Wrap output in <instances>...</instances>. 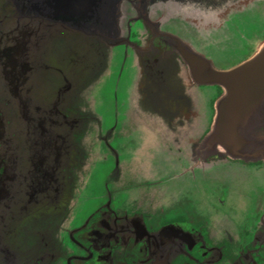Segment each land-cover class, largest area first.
I'll list each match as a JSON object with an SVG mask.
<instances>
[{"label": "flooded vegetation", "instance_id": "1", "mask_svg": "<svg viewBox=\"0 0 264 264\" xmlns=\"http://www.w3.org/2000/svg\"><path fill=\"white\" fill-rule=\"evenodd\" d=\"M13 1L0 0V264H264V212L256 215L252 226L243 227L244 236L234 248L229 240L213 242L210 232L225 222L221 212L223 199L214 203L212 198L214 185L231 187L226 184L237 182L238 177L239 183L244 182L243 175L234 172L235 164L252 169L262 179L264 159L216 162L211 158L201 169L198 162L186 167L181 165L184 162H172L179 167L168 174L155 175L154 172H162L165 162H125L121 158L128 148L124 141H118L112 148L113 162L102 165L112 167L111 189L106 186V191H88L92 185L88 181L91 175L84 170L86 162L65 164L62 168L65 174L55 175L57 159L51 155L53 135L46 133L41 123L32 122L29 127L30 117L25 109L30 90L26 86L36 73L34 66L42 58L41 49L47 55L51 52V59L60 62L65 59L69 42L62 45L56 39L72 37L75 27L69 23L71 9L67 6L83 0H52L53 4L64 5L63 10L59 7L50 14L51 21L57 24L44 30L47 26L36 17L32 26L25 28L26 34L23 28L19 30L18 23L9 24L14 17L9 12ZM201 13L210 12L201 9ZM136 36L149 38L150 44L155 38L149 33ZM158 37L156 46L169 53L172 48ZM53 40L56 44L50 46ZM172 55L182 60L177 53ZM47 67L44 101L54 97L52 106L58 116L54 123L74 131L77 127L71 106L68 110L57 107L62 103V95L72 91L70 81L60 67ZM214 89L208 98L211 125L216 100L222 94L220 86L215 85ZM133 90L132 93H140L138 87ZM130 102L127 123L134 150L141 136L137 131L146 129L147 136L151 121L138 110L142 104L134 111L133 99ZM194 103L191 100L185 106L195 119L198 109ZM138 115L145 116L146 121H140ZM261 132L264 133V125ZM204 169L211 171V211L200 210L194 206L193 198L187 193L182 195L186 183L210 179L199 174ZM167 182H176L180 190L169 193L163 190L160 184ZM156 184L160 189H156ZM258 189L261 192L263 188ZM40 194L43 204L36 209L37 217H27L29 211L40 205L37 200Z\"/></svg>", "mask_w": 264, "mask_h": 264}, {"label": "rangeland", "instance_id": "2", "mask_svg": "<svg viewBox=\"0 0 264 264\" xmlns=\"http://www.w3.org/2000/svg\"><path fill=\"white\" fill-rule=\"evenodd\" d=\"M192 1L194 0H127L124 4V8H122L125 17L121 19L118 27L124 34L126 31L130 41L136 43L139 47L153 46L154 44V48L160 49V46H156L155 40L157 36H161V41L164 42L166 46L172 48L169 44L174 45L175 43L167 34L165 35V33L176 35L184 44L192 47L196 52L201 51L206 54L205 56L207 58L215 59V65L207 72V75L215 71L222 72L238 66L260 52L261 48H264V39L258 38L255 34L251 35L252 37L247 34H242L245 43L240 47V51H235L229 44L226 46L225 43L228 41H224L222 44V40L219 41V45H213V41L206 46L200 45L201 38L205 37L210 39L215 36H207L204 32L196 31L195 25L199 22L193 20L194 22L192 24V20L189 18L190 14L187 13L186 15L183 13L185 9H181L182 11L176 9L177 7H182L184 2L185 5H189V2ZM263 1L264 0H248L245 3L247 6L246 8L259 6ZM90 2L91 3L87 5L85 2L82 7H77L79 4H76L77 6L68 4L67 7L71 9V19L69 23L75 27L73 30L75 33L73 32L72 37L69 39L64 36H59L56 39V42L62 45H65V41L67 44L69 42L70 47L65 59H62L61 62L56 58L51 59V52L48 53L49 56L41 49L42 58H39V65L34 66L36 73H34V76L32 75L31 81L26 86V88L30 90L29 101L26 103L27 106L25 109L30 117V122L28 121L29 127L32 122L41 123L44 126L45 132L53 135V137H51V149L53 150L51 155L54 156L55 160L57 159V162H54L56 169L55 175L60 176L65 174L64 170L62 173V168L65 164L86 162L84 170H87V173L89 172L88 174L91 175L88 181L89 185H92L88 191H106L108 188L111 189L112 182H110V176L112 167L106 166L104 168L102 165L105 162H113L112 156L114 152L112 148L119 144L118 141L121 143L124 141L125 147L128 148L127 151L123 152V157L121 158L124 159L125 162H165L166 164L163 166L164 169L162 172H154L155 175H160V173L168 174L179 167L172 162H184L181 164L183 167L188 166L189 163L193 164L194 162H198V167L201 169L204 165L208 164L211 158H215L216 162H251L264 159V136L259 139L253 136V132L264 135V133L261 132V127L264 125V97L244 116V125L243 121L241 126L239 125L238 131L240 133H249V137H246L247 142L245 143L246 147L244 151L239 148V143H233L231 148L229 146L230 150L219 145L218 147L222 152L220 154L215 151L211 153V156L201 155L199 150H201V143L205 136L210 131L215 132L217 128L219 129V113L226 100L225 90L220 85L216 84L222 88V94L216 100V111L211 125L208 98H211L212 90H215V85H199L195 83L192 80L191 67L182 57V60H177L174 55H172L174 52L173 48L167 53L168 60L170 59V61L168 64H165V67L162 65L165 69L158 71V73L161 74L160 77L157 76V79L158 77L160 79L154 81L157 82L156 86L162 90V94L165 95V98L170 97L171 99H175L173 100L174 106H172L173 112H175L173 123L168 120L167 116H172L174 114L172 112H166L164 110L165 106L162 107V111H159L155 106L152 107L151 96L149 95L145 78L146 72L145 69L136 62V54L134 51V54L130 51L131 55L129 54V60L125 64V67H123L124 62L122 60V54L115 55L113 59L109 54L108 64L106 63L107 66L102 64V70H99V74L96 76L97 79L89 84L87 89L85 88V90H83L81 82L78 84L82 79L80 80V77H78L79 73L73 70V68H81L87 65L83 59V52L80 54L76 49L82 48L81 43L86 39L87 32L89 31L88 29H90L91 32L99 30L98 26L89 25L88 23V13L92 11L94 8L92 10L91 8L96 6L99 2H94V0H90ZM81 4H83V2ZM9 5V12L14 16L13 20L9 21V24L16 25L18 23V25H20L19 30L23 28V31L25 28H30V26H32L36 17H39L40 22H43L47 26L44 30L49 29L48 27L52 24H57L53 20L51 21L50 18L51 12L54 11L53 9L62 7L60 9L63 10L64 8V5L58 6L57 4H53L52 0H14ZM128 6H130V9L127 8ZM26 9L32 11L31 14H29V11H26ZM173 10H176V15L171 14ZM239 10L242 9L239 8ZM237 11V8L229 10L224 14L225 16L223 15L224 17H220L221 23L227 19L229 14H236ZM66 15L69 16V14ZM162 18L163 21L160 27L163 32L161 28L154 29L152 27V25L156 26V23L154 24L153 22L157 21L158 23ZM26 33L27 32L24 31V34ZM148 33L155 37L153 38V44H150L149 38H138L137 36L135 38V35L144 36L148 35ZM208 33L211 34V32ZM54 41L55 40H53L52 44L49 43V45L54 46L56 44ZM139 42L141 43L139 44ZM123 47H125V45ZM123 47L117 48L115 51L122 53ZM241 55L242 58H240ZM47 65L50 67H60L70 81L72 91L69 92V94L66 93L62 95V103L57 107H59L60 110H68L70 109L69 106H71L72 111L75 113V115L72 116V120L76 122L75 127H77L74 131L68 129L67 126L59 127L57 123H54L53 119L57 120L58 118L52 106L54 97H50V99H45L44 101V94H46L44 74L48 69ZM173 78H176V80L178 79V81L179 79L181 80L178 84L176 83L180 86L177 89L174 86ZM55 85L59 86V83L56 82ZM197 86H208L209 88L205 90ZM136 87H138L140 91L138 94L132 93L133 88L136 90ZM213 93L215 94V92ZM178 96H182L186 101L193 100V103L197 96L199 97L194 103L195 109H198V116L195 119L192 112H189V114L187 113L188 108L184 104H182V113L177 114V112L180 111L176 102ZM131 99H133V110L137 111L140 104H142L143 106L138 110H141V114H145L149 119H154L157 113L162 115L161 122L158 126L155 127L154 121H151V131L147 136L146 129L141 128L137 131L136 134L140 133L141 136H138L140 140L137 139L138 144L134 147V150H132L133 148L130 144V142L134 143V139L130 134V129L128 128L129 124L127 123L129 122V105L131 104ZM145 116L144 118H146ZM138 118L140 121H146L142 115H138ZM205 119L207 120L206 125L203 123ZM198 123L203 125H199ZM201 126L202 128H200ZM142 134H144V136ZM81 135L82 138L79 139ZM130 137L132 139H129ZM241 146H243V144H241ZM181 148H184V150L181 151ZM182 157L184 159H182ZM93 163L94 165L92 166ZM235 165H237V167L233 168L234 172L238 175L242 174V178H245V180L239 183L238 177L236 180L237 182L234 181L232 184H226L231 185V187L227 188L223 187L224 184H218L220 185L218 187L214 185L212 189V198L214 203H217L219 199H223L221 212L225 222L219 226L218 229L216 228L210 231L213 242H224L225 240H229L230 242H228L232 243L233 248L237 243L239 245L240 240L244 236L243 227L246 225L249 227L252 226V222L256 215L264 212V176L260 179L255 176L256 174L252 169L245 168L240 164ZM199 169H197V171ZM84 170L81 173H84ZM199 174L209 178L211 176V171L209 169ZM146 179L149 180L150 178ZM227 183H229V181ZM160 185L161 188L163 190L166 189L168 193L180 190H177L176 182H167ZM155 186L157 190L160 189L158 187L159 184ZM259 187L263 188L261 192H259ZM182 191V195L187 193L190 198H193L194 206H197L200 210L206 209L211 211V177L210 179L203 178L202 180L190 181L185 184ZM49 195L50 194L46 196L49 197ZM37 200L41 202L40 205L29 211L27 217H37L38 211H36V209L39 207L41 208L43 204L42 194L39 195ZM13 216L15 217V214H13Z\"/></svg>", "mask_w": 264, "mask_h": 264}, {"label": "water", "instance_id": "3", "mask_svg": "<svg viewBox=\"0 0 264 264\" xmlns=\"http://www.w3.org/2000/svg\"><path fill=\"white\" fill-rule=\"evenodd\" d=\"M96 1L99 3L96 4V6H93L91 10L94 9L88 13V23L89 25L98 26L99 30L91 32L90 29H88L89 31L87 32L86 39L81 43L82 48L76 49L80 54L83 52V59L85 63H87L84 67L73 68V70L79 73L78 77H80V80L82 79L78 84L81 82L83 90H85V88L87 89L89 87L88 85L97 79L96 76L99 74V70H102V64L107 66L109 54L112 59L115 55L122 54V60L124 62L123 67H125V64L129 60V54L131 55L130 51H132V54H134V51L136 54V62H138L146 72L145 78L148 85L147 88L149 90V95L151 96L152 107L155 106L159 111H162V107L165 106L164 110L166 112L168 111L169 113L172 112L174 114L175 112H173L174 110L172 106H174L173 100L175 99H171L170 97L165 98V95L162 94V90L156 86L157 82H154L156 81L157 76L160 77L161 73H158V71L165 69V64H168L170 61V59L168 60L167 54L160 49H156V47L154 48V44L153 46L139 47L136 43L130 41L126 31L124 34L120 30L118 24L121 19L125 17L122 8H124V4L127 0H94V2ZM235 1L236 0H194L189 2V5H185L184 2L182 7L180 6V8L177 7L176 9H185L183 13L186 15L187 13L190 14L189 18H191L190 20H192V24L194 21L199 22L195 25L196 31L204 32L207 36H215L210 39L205 37L200 39V45L206 46L219 38L223 41V38L216 34L224 23V21L222 23L220 21V14L225 7L229 5L231 6ZM85 2L86 5L91 3L90 0H83V4L78 3L79 6H77L73 3V5L82 7ZM130 6L127 8L130 9ZM210 8L211 20L207 14L201 13V9H204L205 12H207ZM26 11L29 10L26 9ZM31 12L32 11H29L28 13L31 14ZM171 14L176 15V10H173ZM162 21L163 18L158 23L157 21L153 22L154 24L156 23V26L152 25V27H154V29L160 28ZM208 32H211V34ZM166 34L175 43L174 45H169L174 49L175 53L181 56L183 60L189 64L192 77L199 85L211 86L217 84L225 90L226 100L219 113V129L217 128L215 132L210 131L205 136L201 143V150H199L201 155L204 154L211 156V153L215 151L220 154L222 152L218 147L219 145L230 150L233 143H239V148L244 151V148L246 147L245 143L247 142L246 137H249V133H240L238 129L239 125L241 126L242 121L244 125V116L264 97V48H261L260 52L238 66L222 72L215 71L207 75V72L214 67L215 59L207 58L205 56L206 54L201 51L196 52L192 47L184 44L176 35L172 33H165V35ZM124 45L125 47H123ZM120 47H123L122 53L115 51ZM162 65H164V67ZM159 77L158 79H160ZM173 80L176 89L179 88L180 86L177 84L178 82H181V80L179 79L178 81L176 78H173ZM176 102L177 107L181 110L182 104L185 105V103L189 101H186L182 96H178ZM167 118L173 123L175 114L172 116L168 115ZM161 119L162 115L157 113L154 119L149 120L154 121V126L156 127L160 124ZM203 123L206 125L207 120L205 119ZM200 128H202V126ZM253 136L259 139L264 135L253 132ZM241 144H243V146H241ZM182 150H184V148H181V151Z\"/></svg>", "mask_w": 264, "mask_h": 264}, {"label": "trees", "instance_id": "4", "mask_svg": "<svg viewBox=\"0 0 264 264\" xmlns=\"http://www.w3.org/2000/svg\"><path fill=\"white\" fill-rule=\"evenodd\" d=\"M247 1L248 0H236L231 6L225 7L220 14V17H224L223 15L229 10L238 9L236 14L228 15L227 19H225L226 21L224 20L222 27L216 33L223 38L222 43L228 41L225 45L227 46V44H229L235 51H240V47L245 43L242 34L249 35L255 33L258 34V37L264 39V1L261 2L259 6L246 8L247 6L245 3ZM239 8L242 10H239ZM208 11L210 12L207 15L209 17L211 11ZM219 41L220 38L216 39L213 45H219ZM240 58H242V55Z\"/></svg>", "mask_w": 264, "mask_h": 264}]
</instances>
